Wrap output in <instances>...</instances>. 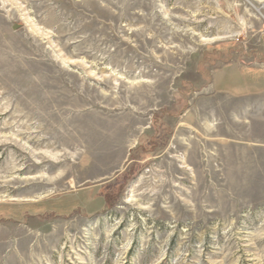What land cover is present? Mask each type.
Segmentation results:
<instances>
[{
    "label": "rangeland",
    "instance_id": "rangeland-1",
    "mask_svg": "<svg viewBox=\"0 0 264 264\" xmlns=\"http://www.w3.org/2000/svg\"><path fill=\"white\" fill-rule=\"evenodd\" d=\"M0 264H264V0H0Z\"/></svg>",
    "mask_w": 264,
    "mask_h": 264
}]
</instances>
